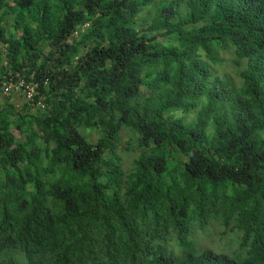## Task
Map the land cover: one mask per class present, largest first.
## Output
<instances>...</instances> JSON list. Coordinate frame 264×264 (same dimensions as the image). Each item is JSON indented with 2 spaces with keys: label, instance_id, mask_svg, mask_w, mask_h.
Here are the masks:
<instances>
[{
  "label": "trees",
  "instance_id": "16d2710c",
  "mask_svg": "<svg viewBox=\"0 0 264 264\" xmlns=\"http://www.w3.org/2000/svg\"><path fill=\"white\" fill-rule=\"evenodd\" d=\"M0 264H264V0H0Z\"/></svg>",
  "mask_w": 264,
  "mask_h": 264
},
{
  "label": "rangeland",
  "instance_id": "374dc122",
  "mask_svg": "<svg viewBox=\"0 0 264 264\" xmlns=\"http://www.w3.org/2000/svg\"><path fill=\"white\" fill-rule=\"evenodd\" d=\"M221 56L224 60V63L217 68L220 74H228L230 77L237 79L238 67L233 62V53H221ZM2 100H9L14 104L21 105L24 102L25 98L23 93H10L2 94ZM83 133L87 135L91 142H97L99 135L96 129L93 128L83 130ZM15 134L17 135V137H19L17 131H15ZM136 151V134L132 133L131 131H125L122 135V142L120 144L119 150V154L123 159V164L125 167L132 165V161L136 157ZM197 231L198 232L195 235V239L198 246L203 249L212 248L218 252L233 254L238 247V232L233 228L226 229L225 227L221 226L220 223L211 221L208 225L198 228ZM170 245L177 248L178 244L176 245L175 240H173Z\"/></svg>",
  "mask_w": 264,
  "mask_h": 264
},
{
  "label": "built area",
  "instance_id": "2783aa9c",
  "mask_svg": "<svg viewBox=\"0 0 264 264\" xmlns=\"http://www.w3.org/2000/svg\"><path fill=\"white\" fill-rule=\"evenodd\" d=\"M19 91H22L24 94V98L26 100L32 99L34 93H35V87L31 85H26L23 80H21L17 84L13 83H6L3 86V93L4 94H15L18 93Z\"/></svg>",
  "mask_w": 264,
  "mask_h": 264
}]
</instances>
